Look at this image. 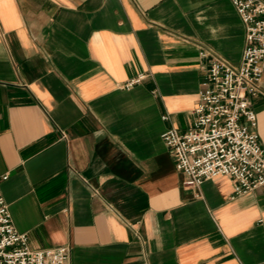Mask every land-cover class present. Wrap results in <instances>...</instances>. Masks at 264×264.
<instances>
[{"label":"crops","instance_id":"1","mask_svg":"<svg viewBox=\"0 0 264 264\" xmlns=\"http://www.w3.org/2000/svg\"><path fill=\"white\" fill-rule=\"evenodd\" d=\"M237 12L0 0V190L32 249L68 245L70 264H264V185L186 187L161 137L190 126L211 54L239 63ZM251 101L264 147V75Z\"/></svg>","mask_w":264,"mask_h":264},{"label":"built area","instance_id":"2","mask_svg":"<svg viewBox=\"0 0 264 264\" xmlns=\"http://www.w3.org/2000/svg\"><path fill=\"white\" fill-rule=\"evenodd\" d=\"M230 1L244 25L239 63L211 54L190 126L183 131L168 127L161 137L184 176V186L197 188L204 180L223 175L233 180L239 195L264 185V147L251 101L264 75V0ZM208 54L200 51L202 57ZM141 78H131L121 87ZM6 178L4 174L2 179ZM69 253L68 245L32 249L26 233L14 227L0 190V264H70Z\"/></svg>","mask_w":264,"mask_h":264}]
</instances>
